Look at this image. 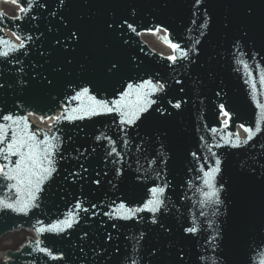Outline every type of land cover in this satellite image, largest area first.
I'll use <instances>...</instances> for the list:
<instances>
[{"label": "water", "instance_id": "obj_1", "mask_svg": "<svg viewBox=\"0 0 264 264\" xmlns=\"http://www.w3.org/2000/svg\"><path fill=\"white\" fill-rule=\"evenodd\" d=\"M68 3L67 15L70 22L83 28L81 44L78 46L77 52L73 54V63L65 69L71 73L70 79L75 83L81 82L79 66L83 64L85 66V72L82 74L83 79L92 80L98 89H103L100 95L111 99L115 90L119 88L118 80L121 77L109 80L106 77L107 67H110L111 63L118 62V67H123L121 76L126 83L127 77H137L136 63H129V58L134 56L142 69L152 72L154 77L156 73H159L157 78L161 82L167 83L166 95L164 93L158 95L164 97L163 103L169 108L172 115L159 118V114L156 113L152 119L141 124L138 129H129L131 143L126 147L120 140L121 133L112 123L113 119L118 120V117L106 115L93 117L90 120L75 121L73 124L62 122L66 154L71 153L75 157V149L87 148L89 159L86 166L94 171L99 170L101 173L108 170V179H112L115 175L112 169L116 166L111 163L107 166L104 164V156L110 146L106 140L99 142L95 140L96 135L106 133L118 141L117 149L125 156L123 164L125 174L113 181L117 185L115 189L106 180L101 186L83 183L81 187L79 182L72 184L63 180L68 170H73L74 167L78 170L75 159L61 161L59 175L55 177L54 181L49 182L50 187L46 188L42 194V204L39 208L32 209L27 215L0 210V235L13 227L23 225L31 230L35 240L37 236L34 228L40 226L36 224L38 219L47 225L57 218H63V213L74 205L77 197L81 196L86 197L89 203L98 205L101 201L107 205L111 200H116L119 203L124 198L138 202L145 195L146 188L136 180L138 175L136 171L137 158H140V162L145 167L148 163L143 159L142 153L137 151V145L141 144V138L144 140L143 149L146 150L149 157L160 150L161 140L165 145L162 159L168 161L167 179L171 181V185L167 190L169 211L165 214L164 223L171 229V233L166 235L155 226L133 221H113L102 215L88 220L85 214L81 213L83 219L76 229L69 230L72 233L71 236L54 233L42 234L44 245L55 253L63 252L65 254L63 260H53L46 254L37 251L35 244L29 243L24 245L23 249L18 247L8 252V255H11H9L11 264H32L31 260L35 264H84L78 259L79 236L83 230L95 233L101 219L107 222L105 227L113 233V241L109 243L118 244L121 251L128 252L132 259L138 261V264L146 248L158 241L164 245L165 249H170L172 264H249V261L251 264H259V260L264 258V228L261 227L264 225V183L258 179L261 172L264 171V131L240 148L213 147V151L220 155L223 161L222 173L218 175L217 180L225 187V191L221 193L224 204L220 206V215L215 218L217 224L223 229V243L217 241L219 246L215 252L211 245L206 243L214 232L209 229L205 217L199 215L200 211L210 212L211 209L201 208L199 202L202 200V196L196 189L203 187L202 180L198 179L202 173H199L198 169L200 164L204 163V158L207 156L209 164L214 163L205 145H214L219 141V134L213 136L210 132L212 127L221 128L219 105L224 104L232 115L230 126L225 132L235 130V125L238 122L254 127L258 110L255 108L253 100L252 83L255 82L257 86L256 98L264 101V94H261L264 93V85L260 84L261 73H264V60L261 59V56L252 59V53L248 48L241 49L247 53L244 59L253 69L252 76L249 77L248 71L243 68V65L235 62L240 53L237 51L234 56L233 52L229 51L227 42L222 41L223 46L217 50L219 56L214 57L205 69L197 70L200 72L202 83L194 86L191 80L186 79L185 91L180 92V85H177L175 80L184 79L186 70L182 67L183 62L169 67L167 61L149 54L148 49L135 34L136 32L129 30L127 25H124L123 35L114 37L104 31L103 22L107 19V13L111 11L117 18H126L136 27V31L152 24H161L171 31L172 37L185 45L188 43L189 35L187 28L192 19L190 0H68ZM230 3L231 0H215L210 9L214 14L213 31L217 36L221 32L220 22L225 16L229 20L235 19L237 22H241V10L234 6H228ZM252 3H255L258 16L264 13V4H261L260 0H252ZM48 5L47 9L35 8L27 14V17L35 14L38 17L37 20L26 17L10 21L0 17V24L12 29L16 28L24 35L31 34L34 38L40 32H44V37L37 43H43V46L48 48L52 36L46 31L50 19L47 13L57 7L54 0H48ZM4 8H6V12L10 10L8 6ZM15 9L17 10V8ZM52 23H55V20ZM254 38H260L258 30L255 32ZM124 41H127V44ZM26 45L29 49L28 56L20 54L24 51L23 49L14 54L24 61L23 65L13 66L8 63H0V69H3L5 79L15 81L16 76L20 75L16 73V68L24 67L26 72H30L28 64L32 60H40L36 48L27 41ZM3 48L4 46L0 45V49ZM63 63V57H53L51 65H47L46 69L50 71L52 66ZM208 71L213 72V75H205ZM140 75L144 76V72L142 71ZM67 79L69 78L64 77V74L61 73L58 76L59 84L56 88H45L33 83L31 86H26L23 91L9 90L3 97L5 101L3 106L6 110L11 109L15 112L18 109L14 105L18 101L24 105V108L19 110V114H22L25 109H28V112L32 111V115L28 116L29 121L39 123L40 127L47 129L49 124L42 117L45 113H52L59 108L61 102L66 99V91L71 94L70 90L65 87ZM246 80H248L247 83ZM217 92H221V95L217 96ZM177 99L182 102L181 109L177 110L167 105L168 100L175 102ZM137 132L139 136H137ZM161 132L165 135L157 139L156 137ZM69 135L72 136V141L67 140ZM201 137H204V140H201ZM220 142L222 143V141ZM93 149L95 152L92 151ZM191 153H196L199 160ZM209 164H205L206 169ZM251 169H255L257 178H251L248 175ZM145 183L151 186L150 181ZM6 192V189L0 191V198H4ZM107 210V207H103L95 211L102 213ZM193 217L196 218L197 226L201 228V231L197 234L185 235L183 228L190 226ZM112 223H117L119 227L112 229L110 227ZM89 226H91L90 229ZM145 228H147V240L141 242L143 248L139 253L133 254L136 253V249L132 237L138 235ZM24 229L15 228L13 230ZM112 251L113 255H120L115 252L114 248ZM181 251L183 252L182 259L178 255ZM220 253L223 255L221 256ZM5 263L7 264V262ZM123 264H131V261H124ZM143 264H148L146 255L143 256Z\"/></svg>", "mask_w": 264, "mask_h": 264}, {"label": "snow or ice", "instance_id": "obj_2", "mask_svg": "<svg viewBox=\"0 0 264 264\" xmlns=\"http://www.w3.org/2000/svg\"><path fill=\"white\" fill-rule=\"evenodd\" d=\"M16 3H22L20 12L25 16H17L16 19H24L27 14L35 8L47 9L49 7L48 0H14ZM57 7L48 11L47 16L50 18L46 27L47 33L52 36L50 46L45 48L41 41L45 33L40 32L35 38L31 34L24 35L21 33H14L18 44H13L11 41L0 37V45L4 48L0 49V63H8L13 66L23 65L24 61L15 56V53L20 52L23 56L29 55V49L26 41L31 43L36 48V53L40 57L39 61L32 60L28 64L30 72H26L24 67L16 68L17 75L15 81L4 78L3 69H0V191L7 190L4 198H0V210H7L18 214L27 215L32 209L39 208L42 204V194L46 188L50 187L49 182L54 181L55 177L59 175V168L61 161L66 159H75L78 164V170L74 167L73 170H68L63 177L65 182L72 184L91 183L101 186L106 180L114 189L117 185L113 182L116 178L123 176V164L125 156L118 151V141L114 140L106 133H100L95 136L97 142L106 140L110 146L104 156V164L111 163L116 166L114 177L108 179L109 171L105 170L103 173L99 170H93L86 166L89 159L88 149H75L76 155L73 157L71 153L66 154L64 150L65 132L61 126L62 122L73 124L75 121L90 120L97 116L112 115L118 117L113 119L112 123L118 128L121 133L120 140L126 147L131 143L129 138V129L139 128L141 124L153 118L154 114L158 113L159 118L171 116L172 113L169 108L163 103L164 97L158 94L164 93L166 95L167 83L161 82L159 73L155 77L152 72L141 68L140 64L136 62V57H130L129 63H136L137 77H127V82H124L121 73L123 67H118V62L111 63L110 67L106 69V77L111 80L121 77L118 80L119 88L109 99L107 96L100 95L103 89H98L92 80L83 79L85 66H79V76L81 82L75 83L70 79L71 73L65 69L72 65L74 56L77 52L78 46L81 44V37L83 36V28L80 25L73 24L68 18L67 12L69 8L68 0H54ZM264 4V0H260ZM215 0H190L191 4V21L187 28L189 33L188 43L182 45L181 43H173L169 39V33L166 28L156 27L149 29L153 33L163 31L165 35L161 39L168 44L172 54L166 59L170 62L169 67L176 66L178 62H183L182 67L186 70L184 72V79H176L175 83L180 85L179 91L184 92L185 80H191L192 84L199 85L202 83L200 72L197 71L205 69L214 57L219 56L217 51L223 46V42H227L229 51L240 54L236 57L235 62L243 65V68L248 71V76H252L253 69L248 61L244 59L247 53L241 51L242 48H248L252 53V59L261 56L264 60V13L259 16L256 12L255 3L252 0H231L228 5L236 7L242 12L241 22L229 20L225 16L221 22V32L217 36L214 34V14L210 11ZM135 10L133 9V12ZM2 15V14H0ZM31 20H37L38 17L33 14ZM55 20V23L52 21ZM104 31L110 33L114 37H119L124 33V25L132 32H136V27L129 23L126 18H117L111 11L107 13V19L104 20ZM115 26V27H113ZM3 29L0 28V31ZM259 31L260 38H254L256 31ZM139 35V33H137ZM127 44V41H124ZM215 45V47H213ZM207 53V58L205 55ZM56 56H61L64 59L63 64H56L51 67V70L46 69L47 65H51V59ZM144 72V76L140 73ZM63 73L64 77H68L65 87L70 90L65 92L67 104L61 106L59 114L47 117L51 123L45 131L34 129L30 124L28 116L19 114V110L24 108V105L18 101L15 107L18 111H12L3 106L5 101L3 97L9 90L19 89L23 91L26 86H31L33 83L43 86L45 88H56L59 84L58 76ZM205 74V73H204ZM207 76H212L213 72L208 71ZM26 77V78H25ZM51 77V78H50ZM147 77V78H145ZM246 83L248 80L245 81ZM260 84L264 85V73H261ZM257 86L252 83L253 100L255 101L256 112L254 127L240 124V128L246 133V138L241 139L237 132H225L229 127L232 115L226 109L224 104L219 105L220 115L225 119L222 121L220 129L212 127L210 132L213 136L219 134V141L214 145H208V153L214 163L209 164V157L204 158V163L200 164L198 169L202 176L198 179L202 180L203 187L196 190L202 196L199 202L201 208H210V212L200 211L199 215L205 217V221L212 229L214 234L206 241L211 245L215 252L219 246L217 241L223 243V229L217 224L216 219L220 215V206L224 204L221 199V193L225 191L223 183H218L217 177L222 173V158L215 151L213 147L221 148L224 146L232 148H240L242 145H247L249 141L264 131V101L256 98ZM95 92V94H93ZM264 94V93H261ZM217 96L221 92L216 93ZM167 105L171 108L181 109L182 102L177 99L168 100ZM155 106V107H154ZM42 119H44L42 117ZM139 122V123H138ZM83 131V129H80ZM165 135L161 132L156 138ZM137 136L139 133L137 132ZM72 136H67L68 141H72ZM204 140V137H201ZM222 141V143L220 142ZM144 140L141 138V144L137 145V151L141 152L143 159L146 160L147 167L137 158L136 171L138 175L136 180L140 181L146 188V193L138 202L121 199L119 203L116 200H111L107 205L103 201L98 205L97 203H89L86 197H77L73 206L69 207L63 213V218H57L54 222L45 225L43 221L37 220L36 224L40 225L35 228L38 234L54 233L67 234L71 236L69 230H74L80 224L83 217L81 213L85 214L88 220L98 215L108 217L113 221H133L135 223H144L148 226H155L164 234L170 235L171 229L164 223L165 214L169 211V197L167 190L171 185V181L167 179L168 170L166 159H162L164 143L161 140L160 150L155 152L151 157L143 149ZM95 152V149L92 150ZM193 157L199 160L196 153H191ZM205 164H209L207 169ZM159 165V167H157ZM251 178H257L255 169L248 172ZM261 183H264V171L258 177ZM151 186H149V182ZM63 198V197H61ZM135 205V206H133ZM107 207V211L102 213L95 211L98 208ZM143 214V215H142ZM211 217V219H209ZM106 221L100 220L98 230L92 233L90 230H83L79 236V243L77 245L79 250L78 259L84 264H123L124 261L130 260L131 264H138L136 259H132L128 252H122L118 244L109 243L113 241V233L105 227ZM112 229H117L119 225L112 223ZM264 228V225H261ZM91 226H89V229ZM201 228L197 226V220L193 217L190 226L183 228L185 235L197 234ZM134 241V248L136 253H139L143 248L142 241L147 240V228L141 231L138 235L132 237ZM44 242L37 239L35 241L36 250L46 254L53 260H63L65 254L60 252L54 255L53 251L48 246H42ZM113 248L119 256L113 255ZM147 256L148 264H172L170 249H165L164 245L159 241L147 247L140 257L139 264H143V256ZM180 258H183V252L178 253ZM222 256L223 253H220ZM251 264V261H249ZM259 264H264V258L259 260Z\"/></svg>", "mask_w": 264, "mask_h": 264}, {"label": "bare ground", "instance_id": "obj_3", "mask_svg": "<svg viewBox=\"0 0 264 264\" xmlns=\"http://www.w3.org/2000/svg\"><path fill=\"white\" fill-rule=\"evenodd\" d=\"M7 233H10V234H7ZM6 234H7V236L5 237V238H7L6 240H13V239H16V238H18L20 235L22 236V235H24V238H23V240H22V242L16 247V248H18V247H20V245L22 244V243H25L24 245H26V244H29V243H32V244H35V240H34V237H33V235H32V232H31V230L30 229H24V230H20L19 232H13V231H10V232H7ZM5 234V235H6ZM2 238V237H1ZM0 238V239H1ZM5 238H4V240H5ZM5 240V241H6ZM16 248H14V249H16ZM14 249H9V250H14ZM8 252H10V251H7L6 252V249L4 250V251H0V257H1V259H2V263L1 264H5L4 263V261L5 262H8V261H10V258H9V255H8Z\"/></svg>", "mask_w": 264, "mask_h": 264}, {"label": "rangeland", "instance_id": "obj_4", "mask_svg": "<svg viewBox=\"0 0 264 264\" xmlns=\"http://www.w3.org/2000/svg\"><path fill=\"white\" fill-rule=\"evenodd\" d=\"M145 39H147L149 42H151L152 43V45H153V47L155 48V49H157V45H156V43L153 41V39L152 38H149V37H145ZM158 50V49H157ZM11 231H13V232H19L20 230H11ZM6 234V233H5ZM7 234H10V233H7ZM7 234L6 235H3L2 236V238L0 239V251H4L5 249L8 251L9 249H14V248H16L21 242H22V240H23V238H24V235H20L18 238H16V239H13V240H6L7 238H5L6 236H7ZM4 238H5V240H4ZM11 251V250H10ZM2 263V259H1V257H0V264Z\"/></svg>", "mask_w": 264, "mask_h": 264}]
</instances>
